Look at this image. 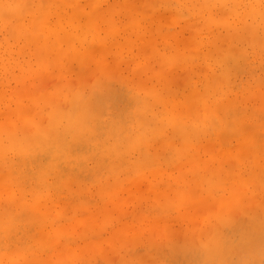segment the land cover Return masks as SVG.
<instances>
[{
    "label": "rangeland",
    "instance_id": "374dc122",
    "mask_svg": "<svg viewBox=\"0 0 264 264\" xmlns=\"http://www.w3.org/2000/svg\"><path fill=\"white\" fill-rule=\"evenodd\" d=\"M2 1H5L7 7L0 12V44L2 45H0V53L3 54L4 47L10 48L12 65L19 62L21 69L12 66L13 69L9 71H6V69L0 70V148L9 145L8 135H11L16 143H21L22 139L29 138L28 135L32 137L35 132L39 133L40 129L44 130V132H40L42 137H51V135L53 137L56 132L49 133V122L51 123L55 118L58 119L63 122V126H55V131L59 132L61 128L64 130V126H68L66 121L71 119V121L76 122L78 120V113L81 110L76 106L77 101L82 99L88 102L91 99H100L99 95L104 94L107 90L113 92L118 99L127 101V103L129 99L131 100L129 103L132 106V113L129 114L130 116L126 115L128 119L126 125L128 124L129 127H127L131 128L132 133L123 132V135H126L125 141L130 136L135 135L134 123L136 120L145 124L148 129H145L146 132H144L145 130L142 131L143 136L139 137L136 142L139 143L142 139H145L146 142L144 140H142L144 142H140L144 149L143 153L142 148H132L127 153L128 160L132 164L131 168L123 170V168L117 169L114 167V171L104 170L100 174L93 175L95 162L88 156L95 151V138L90 142L87 151H84L88 156L84 158L81 167L70 165L67 169L62 170V165L66 164L71 158L69 152L61 150L59 153H53V164L46 168L44 171L45 176L41 178L44 183L41 186L42 188L35 181H32V176H36L38 172L36 169L40 165L42 169H45L47 156L46 158L42 156L41 162L33 165L30 171L28 170L31 176L30 179L28 178L29 175H26L27 177H23L19 181L13 169L10 168L9 170V166L13 163L19 164V156L16 152L10 151H7L4 155L0 149V176H2L0 177V196L2 198H0V213L2 212L0 219H4L5 214L8 215L13 212L12 222L17 221L19 213L28 216V219L31 215L27 214L31 213L35 217L39 215L41 217L40 222L43 221L39 222L40 225H38V222L33 224L34 221L32 222L33 218L31 216L27 220L29 224L20 225L17 223L16 229L15 226H5L0 221V264H32V262L33 264L35 262V264H50L51 262V264H67L66 260L69 264H113L114 262V264H201L202 262L203 264L205 262H207L205 264H264V239H262L264 235L261 237L264 232V52L258 50L259 44L264 39L262 32L259 30L258 33H254L256 35L250 32L251 25L256 24V22L252 21L250 16L242 14L243 4L238 6V10L242 14L238 24L237 16L230 13V8L234 10L236 8L234 1L229 7H226L227 9H222L218 0H0V2ZM167 3L169 4L167 5ZM150 7L151 9H149ZM17 10H20L23 14L19 16ZM16 14L18 15L15 17ZM100 14L103 16L101 22L94 23L92 18ZM70 18L72 23L69 25L68 20ZM212 19L217 21L218 24L211 23ZM226 23L229 24L226 25ZM26 30H29V32ZM23 31H26L25 35L29 34V39L27 36L25 38L22 34ZM65 34H67L68 40L64 39ZM16 35H21L20 37L23 38H20V40L18 37L16 38ZM33 37L34 39H32ZM2 39H5V41H2ZM205 41L208 43L206 44ZM252 46L257 50H252ZM261 48L263 49V47H260V50ZM154 51L157 53H154ZM210 52L211 57L209 56ZM159 53L163 54L164 59L157 56ZM204 55H208L206 59L209 60H205ZM165 57L168 59L167 61ZM219 59H222L224 63L230 59V63L225 65L226 67L221 66L218 62ZM256 59L261 63L258 64ZM241 61L243 62L241 63ZM260 64L262 65L259 66ZM22 66H25V68ZM115 71L116 73H114ZM87 73L89 76H87ZM222 76L227 80L226 82L222 80L224 79ZM62 78H64V81ZM106 79L107 81H105ZM118 79L120 80L119 83ZM116 81L117 85H115ZM128 81L131 85L128 84ZM215 82H217V85ZM114 85L115 87H113ZM207 86L213 91L210 96L202 92L203 87ZM220 86L223 88H220ZM146 89L149 91H146ZM229 90V95H227ZM49 93L54 96L51 97ZM160 97L163 99H161V102L160 99H157ZM188 98H190V103L187 107L184 105L185 109H183V105H180L182 109L180 107L169 109L173 102L187 100ZM145 101L147 104H145ZM208 101L210 103L218 102V104L216 107L214 105V108H211ZM54 102L57 104L56 106ZM18 104L19 106H16ZM225 104L229 107L225 108ZM36 115L38 118L35 117ZM149 116H152L153 119H147ZM46 118L48 119L46 120ZM161 119L163 122H161ZM131 120L134 122L133 124ZM156 120L158 125L154 127L153 124ZM8 121L12 123H8ZM21 122L24 124L21 125L22 128L20 126ZM7 124H9L8 127ZM176 125L180 131L188 133L189 138L184 137L190 141H195V132L198 129L197 135L199 136L195 137L197 151H187V146L183 143L185 145L183 149L186 148V151L183 150L186 156L181 154L182 152L180 155L171 152L168 143L170 133ZM34 127H36L35 130ZM95 127L94 121L88 123L86 129L90 132V135L93 134ZM27 129L32 131L27 132ZM190 129L194 132H191ZM33 131L35 132L33 133ZM149 132L153 134L151 135ZM163 132L164 135H160ZM150 135L149 139L148 136ZM158 136L160 137L158 138ZM151 139L154 141L152 142L153 145ZM246 141L252 142L254 155L252 149H249L251 154L250 151H244L245 145L242 149H238V146ZM147 143L152 146L148 144L147 147ZM143 144L145 145L143 146ZM165 146L167 147L166 150L164 149ZM227 150L233 153L231 157L226 159L220 154ZM237 150L243 151L241 156H248L251 160L260 162L263 166L262 169L260 168L262 171L259 167L251 165L249 166L250 169L247 168L248 166H239L243 157L238 156L240 157L238 158L237 154L234 155ZM209 152H212L213 155H208ZM189 153L200 157L196 158L194 156V160V157H188ZM143 156L149 166V170L146 169L145 172L137 165L140 158L143 159ZM219 156L221 157L219 158ZM168 157H170L169 160ZM2 160H5V162ZM217 160L219 161L217 162ZM165 161H167L166 165L164 164ZM199 162L202 163L199 164ZM203 165L212 167V172L210 174L206 172ZM194 166L198 168L196 169ZM219 166H221V169ZM137 170L138 172L135 173ZM114 173L118 177L114 176ZM255 173L258 176H254ZM57 177H60V180L57 179V187L50 186L49 184H52ZM178 177H181L182 180ZM199 178L200 181H198ZM26 180L34 183L32 187L34 190L31 189V193L24 192V190L30 189L28 185H25ZM112 181H116L114 183L116 185L115 189L123 188L116 190V193ZM177 182L179 183L177 184ZM245 182L250 183L246 184ZM16 183L19 190L16 189L17 186L15 187ZM64 183H67L65 188ZM11 189H15V191L12 192ZM234 189H236V192ZM1 193L3 194L1 195ZM23 193L25 194L23 203L18 206L16 200L21 198ZM154 193L155 195H153ZM160 193L161 197H159ZM99 194L103 198L101 196L100 198L97 197ZM104 194L109 195L108 199H106V196L104 197ZM232 194L245 198L240 199L244 203L243 206H246L244 208L248 207V211H235L233 219L230 220L234 222L232 223L234 225H228V222H225L227 226L225 225L223 228L225 223L222 225L219 222L222 215L220 213L222 206L218 201L222 197L228 200L230 199L228 197ZM246 197L251 198L247 200ZM32 198L37 200H31ZM87 198H89L87 200L89 203L86 201L88 205L83 204ZM8 199L10 200L8 201ZM245 200L246 202H244ZM3 201L5 202L3 203ZM238 201L229 205L235 206ZM53 203L57 205L56 209L53 207ZM228 203L229 201L227 205ZM43 204L46 206L45 208H43ZM253 204L255 205L252 206ZM40 206L42 207L40 208ZM176 206H178V209ZM225 217L227 216L225 215ZM253 217L254 220H252ZM80 218L82 220L85 218V221ZM79 220L82 225H77L80 224ZM31 222L37 228V232H35L33 226H30ZM257 222L260 226L263 224L261 226L262 230L259 235L251 238L252 241L248 239L240 242L242 237V231H240L238 234L229 236V242L234 241L232 246L229 247L228 243V246L221 251L223 253H218V256L215 255L216 251L212 253L205 252L206 254L202 251L201 247L211 241L215 244L213 245L211 242L208 244L209 246L212 244V246L217 247L220 243H224L225 239L223 237H215L214 233L218 229L217 232H220L221 235L224 229V232L227 233L231 228L239 231L253 225V223L255 225ZM240 225L241 228H238ZM162 228L165 230L163 231ZM87 231H90V233ZM130 231H134L132 233L135 239V241L133 240L134 244H131L129 236L132 237L133 235ZM135 232H142V235L136 236ZM53 233H55L54 236ZM86 233L91 235L89 236ZM95 234L98 236H95ZM127 236L129 237V243L124 241L123 244L122 241ZM258 236L259 238L255 239ZM52 237L55 238L53 240L54 243L56 242L55 245L51 240ZM209 237L210 239H208ZM22 238H25V241H22ZM232 238L233 240H231ZM253 239H255L254 243ZM115 242L116 245H114ZM111 243H114V246ZM125 245L128 247L126 248ZM82 247L84 248L82 249ZM20 248L22 249L20 250ZM124 248L125 250H123ZM74 250H77L78 258L75 254L72 256ZM188 250L196 252L193 253V257L188 256L187 259L185 258L182 261L180 259L181 254ZM88 254L91 255L90 261H88L89 259L86 260ZM210 255L213 256L212 259H210ZM37 257L41 258L38 259L41 260L40 263L36 260ZM63 258L67 259L64 260Z\"/></svg>",
    "mask_w": 264,
    "mask_h": 264
},
{
    "label": "bare ground",
    "instance_id": "6f19581e",
    "mask_svg": "<svg viewBox=\"0 0 264 264\" xmlns=\"http://www.w3.org/2000/svg\"><path fill=\"white\" fill-rule=\"evenodd\" d=\"M169 1V0H168ZM167 1V2H168ZM232 1H234V3H235V5H236V8H235V10L233 9V8H230V13L231 14H235L236 16H237V22H238V20H240V17L242 16V14H244L245 16H250V19H252V21H254V22H256V24H252L251 25V29H250V32L251 33H255V32H257L258 30L260 31V32H262V35H263V39H264V0H218V2L220 3V5L222 6V9H224V8H226V7H229V5L230 4H232ZM5 1H2V2H0V12L2 11V10H4L6 7H7V5H6V3H4ZM10 4V3H9ZM169 3H167V5H168ZM240 4H243V7H244V9H243V11H242V14H241V12L238 10V6L240 5ZM153 7V6H152ZM154 8V7H153ZM152 8V9H153ZM149 9H151V7L149 8ZM227 9V8H226ZM96 10H97V8H96ZM18 11V10H17ZM5 12V11H4ZM147 12H148V10H147ZM17 13V12H16ZM95 13H96V11H95ZM18 14H19V16L20 15H22L23 14V12H21L20 10L18 11ZM18 14H16L15 15V17L18 15ZM244 16V17H245ZM210 17H211V15H210ZM102 18H103V16H101V14L100 15H96V16H94L92 19L94 20V23H100L101 22V20H102ZM165 18V17H164ZM33 19V18H32ZM212 22L211 23H214V25H217L218 24V22L217 21H215L214 19H212L211 20ZM37 23V22H36ZM72 23V19L70 18V20H68V24L70 25ZM229 23H226V25H228ZM238 24H239V22H238ZM29 27V26H28ZM28 27H27V29H28ZM35 27H36V24H35ZM57 27V26H56ZM59 27V26H58ZM12 28H14V27H12ZM38 28V27H37ZM16 29V28H15ZM30 29V28H29ZM67 29V28H66ZM65 30V29H64ZM237 30H238V28H237ZM239 30H242V29H239ZM27 31V30H26ZM26 31H23V35L25 36V38H26V36H27V38L29 39V37H28V35H25V33H26ZM37 31V30H36ZM27 32H29V30L27 31ZM138 33V32H137ZM141 33V32H140ZM258 33V32H257ZM50 34V33H49ZM52 34H54V33H52ZM51 34V35H52ZM112 34H114V33H112ZM22 35V36H23ZM32 35V34H31ZM67 34H65V37H64V39H67L68 40V36H66ZM138 35H140V34H138ZM254 35H256V34H254ZM21 35H16V38L18 37L19 39L21 38H23V37H20ZM9 37H10V35H9ZM32 37V36H31ZM39 38H40V36H39ZM138 38V37H137ZM20 39V40H21ZM32 39H34V37L32 38ZM32 39H30V40H32ZM206 39V38H205ZM7 40V39H6ZM16 40V39H15ZM14 40V41H15ZM35 40H38V39H35ZM207 40H209V39H207ZM2 41H5V39L3 40L2 39ZM1 41V42H2ZM17 41V40H16ZM18 42L20 43V41L18 40ZM17 42V43H18ZM34 42V41H33ZM36 42V41H35ZM34 42V43H35ZM151 42H153V41H151ZM206 42V41H205ZM32 43V42H31ZM58 43V42H57ZM127 43H129V42H127ZM208 42H206V44H207ZM262 43V44H261ZM260 44H259V51L261 52H264L263 50H264V40L261 42ZM13 44V43H12ZM131 44V43H130ZM1 45V44H0ZM4 45V44H3ZM129 45V44H128ZM2 46V45H1ZM11 46V45H10ZM14 46V45H13ZM63 46V45H62ZM127 46V45H126ZM133 46V45H132ZM131 46V47H132ZM253 48H252V50H257L254 46H252ZM256 47H257V45H256ZM260 47H263V49L261 48V50H260ZM130 48V47H129ZM2 49V48H1ZM13 49V48H12ZM75 49V48H74ZM151 49H152V47H151ZM155 49V48H154ZM130 50V49H129ZM153 50V49H152ZM150 52H152V51H150ZM253 52V51H252ZM113 53V52H112ZM111 53V54H112ZM154 53H157V52H155L154 51ZM11 49L10 48H5L4 47V52H3V54H2V52L0 53V70L1 69H6V71L8 70H11V69H13V67L12 66H15V67H18L19 69H21V65H19L18 63H15L14 65H12V63H11ZM105 54V53H104ZM111 54H110V56H111ZM243 54V53H242ZM259 54H261V53H259ZM258 54V55H259ZM114 55V54H113ZM154 55V54H153ZM253 55H254V53H253ZM263 55V54H262ZM86 56V55H85ZM157 56L158 57H162L163 59H164V57H163V54H161V53H159V54H157ZM205 56V60H209V59H206V57L208 56V55H204ZM209 56L211 57L212 56V54H211V52L209 53ZM259 57V56H258ZM263 57V56H262ZM113 58V57H112ZM116 58V57H115ZM166 58V57H165ZM260 59V61L262 62V60H261V58H259ZM168 59L166 58V61H167ZM226 60V59H225ZM233 60V59H232ZM257 60V59H256ZM104 61V60H103ZM237 61V60H236ZM254 61H255V58H254ZM218 62H220V64L219 65H221V66H225V65H228L229 63H230V59H228L225 63L222 61V59H219V61ZM243 61H241V63H242ZM257 62H258V64L259 63H261V62H259V60H257ZM217 63V62H216ZM233 63H234V61H233ZM245 63V62H244ZM262 64H260L259 66H261ZM252 66V65H251ZM23 68H25V66H22ZM117 67H119V66H117ZM211 67V66H210ZM209 67V68H210ZM226 67V66H225ZM78 68V67H77ZM77 68H76V70H77ZM221 68H223V67H221ZM239 68H241V67H239ZM85 69V68H84ZM262 69V68H261ZM264 69V68H263ZM226 70V69H225ZM242 70V69H241ZM2 71V70H1ZM86 71V70H85ZM139 71V70H138ZM211 71V70H210ZM77 72V71H76ZM83 72V71H82ZM88 72V71H87ZM240 72V71H239ZM85 73V72H84ZM114 73H116V71L114 72ZM251 73V72H250ZM262 73V72H261ZM88 74V73H87ZM113 75V74H112ZM158 75V74H157ZM229 75V74H228ZM62 76V75H61ZM71 76H72V74H71ZM70 76V77H71ZM87 76H89V74L87 75ZM113 76H115V75H113ZM166 76V75H165ZM224 76V75H223ZM222 76V77H223ZM57 77V76H56ZM64 77V76H63ZM69 77V78H70ZM94 77H96V76H94ZM98 77H99V75H98ZM117 77V76H116ZM219 77V76H218ZM228 77V76H227ZM78 78H79V76H78ZM91 78V77H90ZM224 78V77H223ZM64 78H62V80H63ZM75 79V78H74ZM94 79V78H93ZM77 80V79H76ZM75 80V81H76ZM116 80H117V78H116ZM217 80V79H216ZM219 80H220V78H219ZM222 80H225V78L224 79H222ZM221 80V81H222ZM231 80V79H230ZM64 81V80H63ZM75 81H74V83H75ZM105 81H107V79L105 80ZM119 79H118V83H119ZM142 81V80H141ZM141 81L139 82V84L141 83ZM227 80H225V82H226ZM85 82V81H84ZM218 82V81H217ZM217 82H215L216 83V85H217ZM71 83V82H70ZM74 83H73V85H74ZM106 83V82H105ZM112 84H113V82H111ZM117 83V81H116V84L115 85H117L118 84ZM123 83H125V82H123ZM122 83V84H123ZM143 83V82H142ZM222 83V82H221ZM220 83V84H221ZM110 84V83H109ZM128 84H130V82L128 81ZM219 84V85H220ZM72 85V84H71ZM80 85V84H79ZM90 85V84H89ZM115 85L113 86V87H115ZM124 85V84H123ZM122 85V86H123ZM131 85V84H130ZM215 85V84H214ZM219 85H218V87H219ZM221 85H223V84H221ZM225 85V84H224ZM75 86H76V84H75ZM139 86V85H138ZM69 87V86H68ZM216 87V86H215ZM222 86H220V88H221ZM62 88V87H61ZM76 88V87H75ZM223 88V87H222ZM113 89V88H112ZM213 89H215L214 87H213ZM56 90V89H55ZM86 90V89H85ZM99 90H100V88H99ZM127 90V89H126ZM144 90H145V88H144ZM148 89H146V91H147ZM154 90H155V88H154ZM221 90V89H220ZM106 91V90H105ZM104 91V92H105ZM149 91V90H148ZM158 91V90H157ZM218 91V90H217ZM51 92V91H50ZM54 92H58V91H54ZM124 92V91H123ZM155 92H156V90H155ZM202 92L204 93V94H207L208 96H210L211 95V93H213V91L210 89V87L209 86H207V87H203V89H202ZM226 92H227V90H226ZM229 92H230V90L228 91V94L227 95H229ZM144 93H145V91H144ZM221 93V92H220ZM17 94V93H16ZM48 94V93H47ZM50 94V93H49ZM55 95H56V93H54ZM225 94V93H224ZM23 95V94H22ZM22 95H21V97H22ZM53 95V94H52ZM52 95L50 94V96L52 97ZM126 95H127V93H126ZM221 95V94H220ZM54 96V95H53ZM93 96V95H92ZM154 96V95H153ZM218 96V95H217ZM26 97V96H25ZM24 97V98H25ZM99 97H100V99H97V100H93V99H91L90 101H88V102H85L84 100H82V99H80L79 101H77V103H76V106L78 107V109L79 110H81L80 111V113H78L79 114V117H78V120L75 122V121H71V119H70V121H66V123L68 124V126L67 125H65L64 126V130L61 128V131H55V126H63V122H61V121H59L58 119H53L52 120V122L50 123L49 122V130H50V134H53L54 132H56V133H54L53 135V137H52V135H51V137H47V136H44V137H42V135L40 134V132H44V130H39L40 132L38 133V132H35V131H33V133L35 132V134H33V136L32 137H30V135H28L29 136V138H26V139H22L21 140V143L20 142H15L13 139H12V137H11V135H8L7 136V140L8 139H10L9 141H10V143H9V145L7 146H1V151H3V154L5 155L6 154V152L7 151H10V152H16V154L19 156V164H12L11 166H9V170H10V168L11 169H13V171L17 174V176H18V178L19 179H17V180H19V181H21V178H23V177H27L26 175H29V171H30V169L32 168V166L33 165H36V164H38L39 162H41V157L42 156H45V158H46V156L48 157V160H47V163H46V165H45V169H42L41 168V165L39 166V168L38 169H36L38 172H37V174H36V176L35 177H33L32 176V181H35L36 183H37V185L38 186H42V185H44V183L42 182L43 180H41V178L43 177V176H45V170H46V168H48V167H50L53 163H52V160H53V156H52V154L53 153H59V151H63V152H65V151H68L69 152V155H70V159H69V161H67V163L66 164H64V165H62V170H65V169H67L70 165H75V167H81L82 166V163H83V160H84V158L85 157H87L88 156V154L87 153H84V151H87V147L89 146V144H90V142L93 140V139H95L94 140V142L96 141V146H95V151L91 154V155H89L88 156V158H90V159H92L94 162H95V167H94V172H93V175H96V173H98V174H100V173H102L104 170H106V171H111V170H113L114 169V167H116L117 169H122L123 168V170H125L126 168H131L132 167V164L130 163V160H128V157H127V153H128V151L130 150V149H132V148H135V149H138V148H142V145H140L142 142H144L145 141V139H142V140H144V141H140L139 143H136L137 142V139L139 138V137H142L143 136V134H142V131H144L145 129L147 130L148 129V127L145 125V124H142V122H137V120H136V122L134 123V122H132V120H131V122H132V124L134 123V126H135V129H134V131H135V135L134 136H130L126 141H125V139L124 138H126V135H123V132H131V128H128L129 126H128V124L126 125V123H128L127 122V117H126V115H128V116H130L129 114L130 113H132V111H131V105H130V103H129V101L131 102V100L129 99V101H128V103H127V101L125 102V100H122V99H118L114 94H113V92H110V91H106L104 94H102V95H99ZM126 97V96H125ZM162 98H164L163 96H161ZM157 98V99H160V102H161V99L162 98ZM95 98V97H94ZM122 98V97H121ZM207 98V97H206ZM22 99V98H21ZM52 99V98H51ZM69 99V98H68ZM126 99V98H125ZM153 99V98H152ZM189 99V100H188ZM187 100H179V101H176V102H173L172 103V105H170L169 106V109H173L174 107H180V105H183L182 107H183V109H185L186 107H187V105L190 103L189 101H190V98H188ZM198 99V98H197ZM214 99V98H213ZM127 100V99H126ZM163 100V99H162ZM210 100V99H209ZM21 101V100H20ZM24 101V100H23ZM51 101V100H50ZM55 101H57V100H55ZM75 101V100H74ZM147 101V100H146ZM146 101H145V104H147L146 103ZM154 101H155V99H154ZM166 101V100H165ZM170 101V100H169ZM60 102V101H59ZM148 102V101H147ZM156 102H157V100H156ZM193 102V101H192ZM58 103V102H57ZM159 103V102H158ZM203 103V102H202ZM208 103L210 104V107L211 108H214V105H215V107H216V105L218 104V102H211L210 103V101H208ZM54 104H55V102H54ZM150 104V103H149ZM203 104H206V103H203ZM227 104V103H226ZM225 104V108L226 107H229V106H227ZM234 104V103H233ZM34 105V104H33ZM57 104H55V106H56ZM69 106H70V104H68ZM136 105H137V103H136ZM156 105V104H155ZM184 105L186 106V107H184ZM16 106H19V104L18 105H16ZM190 106V105H189ZM192 106V105H191ZM36 107V106H35ZM64 107V106H63ZM151 107H154V106H151ZM16 108V107H15ZM14 108V109H15ZM37 108V107H36ZM154 108H156V107H154ZM181 108V107H180ZM179 108V109H180ZM206 108V107H205ZM18 109V108H17ZM20 109V108H19ZM39 110H40V108H38ZM68 109V108H67ZM182 109V108H181ZM194 109V108H193ZM233 109V108H232ZM32 110V109H31ZM34 110V109H33ZM50 110V109H49ZM148 110H151V109H148ZM153 110V109H152ZM151 110V111H152ZM228 110V109H227ZM169 111H172V110H169ZM0 112H1V110H0ZM17 112V111H16ZM20 112V111H19ZM37 112V111H36ZM39 112V111H38ZM37 112V113H38ZM184 112H186L185 110H184ZM18 113V112H17ZM149 113H150V111H149ZM191 113V112H190ZM1 114V113H0ZM40 114V113H39ZM121 114H123V116H121ZM153 114V113H152ZM155 114V113H154ZM175 114V113H174ZM173 114V115H174ZM185 114V113H184ZM4 115V114H3ZM13 115V114H12ZM12 115H11V117H12ZM23 115V114H22ZM31 115V114H30ZM30 115H29V117H30ZM166 115V114H165ZM9 116V115H8ZM47 116V115H46ZM178 116V115H177ZM176 116V117H177ZM213 116V115H212ZM28 117V116H27ZM33 117V116H32ZM35 117H37L38 118V116L36 115ZM48 117V116H47ZM4 118V117H3ZM17 118V117H16ZM20 118V117H19ZM18 118V119H19ZM44 118V117H43ZM50 118V117H49ZM147 118V117H146ZM152 118V116L150 117L149 116V118H147V119H151ZM161 118V117H160ZM179 118V117H178ZM1 119V118H0ZM11 120H12V118H10ZM33 119V118H32ZM36 119V118H35ZM48 118H46V120H47ZM139 119V118H138ZM153 119V118H152ZM246 119V118H245ZM250 119V118H249ZM125 120H126V122H125ZM162 120V119H161ZM173 120H175V119H173ZM18 121V120H17ZM17 121H16V123H17ZM33 121H34V119H33ZM37 121H39V120H37ZM43 122H44V120H42ZM50 121V120H49ZM59 121V122H58ZM95 122V124H96V127H95V129H94V132H93V134H89L90 132L86 129L87 128V125H88V123H90V122ZM247 121V120H246ZM9 122H11V121H8V123ZM161 122H163V120L161 121ZM12 123V122H11ZM22 123V122H21ZM20 123V126L21 125H24L23 123L21 124ZM38 123V122H37ZM42 123V122H41ZM150 123H152V122H150ZM149 123V124H150ZM168 123V122H167ZM252 123V122H251ZM42 124H44V123H42ZM131 124V125H132ZM161 124V123H160ZM163 124V123H162ZM165 124V123H164ZM8 125L9 124H7V127H8ZM15 125V124H14ZM14 125H13V127H14ZM18 125V124H17ZM154 127H156L157 125H158V122H157V120L154 122ZM168 125H169V123H168ZM255 125V124H254ZM253 125V126H254ZM10 126H11V124H10ZM9 126V127H10ZM67 126V127H66ZM128 126V127H127ZM256 126V125H255ZM13 127H11V128H13ZM24 127V126H23ZM147 127V128H146ZM161 126L159 125V128H160ZM165 127V126H164ZM167 127V126H166ZM21 128H22V126H21ZM21 128H20V130H21ZM28 128V127H27ZM35 128L36 127H34V130H35ZM43 128V127H42ZM255 128H257V127H255ZM0 129H1V125H0ZM9 129V128H8ZM14 129V128H13ZM31 129V128H30ZM47 129V128H46ZM162 129V128H161ZM191 129H193V128H191ZM190 129V130H191ZM32 130H33V128H32ZM32 130H28L27 129V132L28 131H32ZM89 130H90V128H89ZM109 130H111V132H109ZM146 130L144 131V132H146ZM160 130V129H159ZM150 131V130H149ZM193 130H191V132H192ZM198 129L196 130V132H195V137L196 136H199V135H197L198 134ZM1 132V131H0ZM10 132V131H9ZM53 132V133H52ZM148 132V131H147ZM194 132V131H193ZM11 133V132H10ZM13 133V132H12ZM132 133V132H131ZM134 133V132H133ZM30 134L32 135V133L30 132ZM149 134H153L152 132H149ZM159 134V133H158ZM151 135L150 136H148V138L149 137H151ZM160 135H164V132H163V134H160ZM187 137V138H189L188 137V133H186V132H182V131H180L179 129H178V127H177V125L175 126V128H174V130L170 133V140H169V143H168V145L171 147V152L172 153H175V155L176 154H179L180 155V153L181 154H184L185 155V152L183 151V150H185L186 148V150L188 151V150H196L197 151V148H196V144H195V142L197 141L196 139H195V137H194V140L195 141H190V140H186V138L185 137ZM193 136H194V134H193ZM192 136V137H193ZM155 137V136H154ZM160 136H158V138H159ZM1 138V137H0ZM146 139H147V137H146ZM150 139V138H149ZM149 139H148V141H149ZM184 140H186V141H184ZM179 141V143L177 144V142ZM189 141V142H188ZM112 142V143H111ZM146 142V141H145ZM152 142H154V141H152V139H151V144H152ZM188 142V143H187ZM244 142V141H243ZM2 143V142H1ZM183 143H185L186 144V148H184L183 149V147H185V145L183 144ZM149 143H147V147L149 146V145H151V144H149ZM191 144H194V145H191ZM145 144H143V146H144ZM153 145V144H152ZM151 145V146H152ZM244 145H245V147H244ZM162 146V145H161ZM147 147H146V149H147ZM244 147V151H247V152H249L250 150L249 149H252V153L254 152V146H253V144H252V142H250V141H246L245 143H243L241 146H238V149L240 150V149H242ZM145 148V147H144ZM161 148V147H160ZM159 148V149H160ZM164 148V147H163ZM165 150L167 149V147L165 146V148H164ZM143 148H142V153H143ZM163 150V149H162ZM185 150V151H186ZM239 150H237V151H235L234 152V155H236L237 154V157L238 156H240V157H243V156H241L242 155V150L241 151H239ZM147 151V150H146ZM157 151V150H156ZM233 151V150H232ZM163 152H165V151H163ZM184 152V153H183ZM198 152H199V150H198ZM149 153V152H148ZM161 153H162V151H161ZM160 153V154H161ZM166 153V152H165ZM233 152H231V151H229V150H227L226 152H223L222 154H220V155H222V157H225L226 159L227 158H229V157H231ZM62 154V153H61ZM146 154H147V152H146ZM163 154V153H162ZM250 154H251V151H250ZM255 153H253V155H254ZM147 155H149V154H147ZM170 155V154H169ZM208 155H213V153L212 152H209L208 153ZM57 156H58V154H57ZM66 156V155H65ZM186 156V155H185ZM194 156H196L195 154H194ZM193 155H191L190 153H189V155H188V157H191V158H193L194 157ZM147 157V156H146ZM149 157H150V155H149ZM165 157V156H164ZM163 157V158H164ZM183 157V156H182ZM199 158L200 156H196V158ZM221 156H219V158H220ZM240 157H238V158H240ZM250 157H252L251 155H250ZM254 158H256L255 156H253ZM134 158V157H133ZM143 159H141L140 158V162H138L137 163V165H138V167L139 168H141V169H143L144 170V172L145 171H147V170H149L148 169V165H147V161H146V159L144 158V156L142 157ZM152 158V157H151ZM169 158L170 157H168V160H169ZM176 158V157H175ZM179 158V157H178ZM181 158V157H180ZM210 158V157H209ZM213 159H216L215 157H212ZM8 159V158H7ZM172 159V158H171ZM181 159H183V158H181ZM237 159V158H236ZM253 159V158H252ZM194 160H195V157H194ZM212 160V159H211ZM2 161H4L5 162V160H2ZM54 161V160H53ZM150 161V160H149ZM158 161V160H157ZM174 161V160H173ZM172 161V162H173ZM215 161V160H214ZM219 160H217V162H218ZM154 162V161H153ZM166 162L167 161H165V165H166ZM3 163V162H2ZM186 163V162H185ZM200 163H202V162H199V164ZM207 163V162H206ZM205 163V164H206ZM134 164V163H133ZM169 164H170V162H169ZM191 164V163H190ZM238 164V163H237ZM3 165V164H2ZM136 165V166H137ZM150 165H151V163H150ZM181 165V164H180ZM179 165V166H180ZM192 165V164H191ZM196 165V164H195ZM210 165H212V163H210ZM253 166V167H259V169L261 168H263V166L261 165V163L260 162H255V161H253V160H251V158H249L248 156H246V157H243V159H241L240 160V165L239 166H248L247 168H249V166ZM5 166V165H4ZM182 166V165H181ZM188 166H190V165H188ZM260 166H262V167H260ZM7 167V166H6ZM5 167V168H6ZM134 167H135V165H134ZM191 167V166H190ZM195 167V166H194ZM209 166H207V167H205L204 165H203V169H205L206 170V172H208L209 174L212 172V167H209V168H211V169H209L208 168ZM218 167V166H217ZM220 167V169H221V166H219ZM53 168V167H52ZM196 169L198 168L197 166L195 167ZM244 168V167H243ZM147 169V170H146ZM195 169V170H196ZM213 169H214V167H213ZM222 169H223V167H222ZM250 169V168H249ZM248 169V170H249ZM260 169V170H261ZM29 170V171H28ZM33 170H34V168H33ZM35 170V171H36ZM48 170V169H47ZM177 170V169H176ZM191 170H193V168H191ZM200 170H201V168H200ZM254 170V169H253ZM252 170V171H253ZM258 170V169H257ZM260 170H259V172H260ZM52 171V170H51ZM114 171V170H113ZM122 171V170H121ZM133 171H134V169H133ZM262 171V170H261ZM50 172V171H49ZM117 172V171H116ZM138 172V170L135 172V173H137ZM143 172V171H142ZM161 172V171H160ZM179 172V171H178ZM199 172V171H198ZM218 172V171H217ZM255 172H256V170H255ZM258 172V174H260ZM36 173V172H35ZM48 173V172H47ZM53 173V172H52ZM124 173V172H123ZM167 173H169V172H167ZM179 173H181V172H179ZM246 173V172H245ZM257 173V172H256ZM254 174V176L256 175V176H258L257 174ZM113 174V173H112ZM116 173H114V176H116V177H118L117 175H115ZM133 174V173H132ZM156 174V173H155ZM160 174V173H159ZM173 174V173H172ZM264 174V173H263ZM35 175V174H34ZM164 175V174H163ZM163 175H162V177H163ZM182 175V174H181ZM205 175H207V174H205ZM15 176V175H14ZM46 176H47V174H46ZM156 176H158L157 174H156ZM155 176V177H156ZM0 177H2V176H0ZM69 177V176H68ZM150 177H151V175H150ZM170 177V176H169ZM210 177V176H209ZM232 177V176H231ZM234 177V176H233ZM4 178H6V177H4ZM17 178V177H16ZM29 179L31 178V176L29 175V177H28ZM28 178H27V180H28ZM60 178V177H59ZM58 177L55 179V181H53V183L51 184H49L50 186H55V188L57 187L56 185H58V180H60ZM70 178H71V176H70ZM130 178V177H129ZM171 178V177H170ZM179 178V177H178ZM177 178V179H178ZM193 178H195V177H193ZM211 178H212V176H211ZM12 179V178H11ZM58 179V180H57ZM115 179H117V178H115ZM127 179V178H126ZM142 179V178H141ZM153 179H154V177H153ZM179 179H181L182 180V178L180 177ZM232 179V178H231ZM3 180H5V179H3ZM26 180V181H27ZM128 180V179H127ZM140 180V179H139ZM195 180H197V179H195ZM201 179L199 178V180L198 181H200ZM207 180H209V179H207ZM16 181V180H15ZM79 181V180H78ZM202 181H203V179H202ZM253 181V180H252ZM251 181V182H252ZM4 182V181H3ZM7 182H9L8 180H7ZM113 182V181H112ZM116 181H114L113 182V185H114V183H115ZM126 182V181H125ZM136 182V181H135ZM195 182V181H194ZM2 183V182H1ZM5 183V182H4ZM86 183V182H85ZM88 183V182H87ZM179 182H177V184H178ZM184 183V182H183ZM246 183V182H245ZM248 183V182H247ZM246 183V184H247ZM250 183V182H249ZM248 183V184H249ZM255 183V182H254ZM7 185H10V184H8V183H6ZM61 184V183H60ZM65 185H64V188H65V186H67V183H64ZM79 184H81V183H79ZM119 184H121V183H119ZM175 184V183H174ZM206 184V183H205ZM261 184V183H260ZM6 185V186H7ZM25 185H28V187L30 188L29 190H24V192H26V193H31L30 192V190L32 189V190H34V188H32L33 187V185H34V183H32L31 181H27L26 182V184ZM25 185H23V186H25ZM82 185V184H81ZM1 186V185H0ZM17 186V188L16 189H18L19 190V188H18V184L16 183V185H15V187ZM22 186V185H21ZM79 186V185H78ZM78 186H76V187H78ZM85 186H86V184H85ZM90 186V185H89ZM115 186L116 185H114V189H115ZM120 186V185H119ZM122 186H123V184H122ZM159 186V185H158ZM210 186V185H209ZM9 187V186H8ZM7 187V188H8ZM14 187V186H13ZM34 187H36V186H34ZM87 187V186H86ZM92 187V186H91ZM121 187V186H120ZM6 188V189H7ZM12 188V187H11ZM42 188V187H41ZM81 188V187H80ZM123 187H121V189H122ZM156 188V187H155ZM249 188V187H248ZM6 189H4V190H6ZM82 189V188H81ZM88 189V188H87ZM86 189V190H87ZM89 189H90V187H89ZM89 189H88V191H89ZM120 189V188H119ZM119 189H115V192L117 193V191L119 190ZM120 189V190H121ZM238 189V188H237ZM245 189V188H244ZM14 191H15V189H13ZM13 190L11 189V191L13 192ZM20 190H21V187H20ZM47 190V189H46ZM83 190V189H82ZM91 190V189H90ZM102 190V189H101ZM117 190V191H116ZM162 190V189H161ZM160 190V191H161ZM248 190V189H247ZM263 190V189H262ZM48 191V190H47ZM47 191H46V193H47ZM49 191H50V188H49ZM66 191V190H65ZM155 191H158V190H155ZM173 191V190H172ZM234 191L236 192V189H234ZM233 191V192H234ZM261 191V190H260ZM10 192V191H9ZM17 192V191H16ZM41 193H42V191H40ZM45 192V191H44ZM59 192V191H58ZM62 192V191H61ZM64 192V191H63ZM83 192V191H82ZM91 192V191H90ZM113 192V191H112ZM208 192V191H207ZM211 192V191H210ZM210 192H209V194H210ZM239 192V191H238ZM241 192V191H240ZM258 192V191H257ZM256 192V193H257ZM49 193V192H48ZM60 193V192H59ZM59 193H57V194H59ZM87 193H89V192H87ZM100 193V192H99ZM103 193H104V191H103ZM161 193H162V191H161ZM161 193H160V196L159 197H161ZM179 193V192H178ZM247 193V192H246ZM3 193H1V195H2ZM4 194H6V193H4ZM9 193L7 192V195H8ZM10 194H11V192H10ZM44 194V193H43ZM86 194V193H85ZM102 194V193H101ZM110 194V193H109ZM112 194V193H111ZM181 194V193H180ZM206 194V193H205ZM16 195V194H15ZM40 195V194H39ZM83 195V194H82ZM89 195V194H88ZM153 195H155V193L153 194ZM165 195H166V193H165ZM179 195V194H178ZM235 195V194H234ZM233 194L231 195V196H233V197H228V198H230V199H225V197H222L221 199H219L220 201H218L219 203H220V205L222 206V210H221V212L220 213H222V215H221V217H220V221L219 222H221V224L223 225L225 222H228L227 224L228 225H234V224H232V223H234L233 221H230V220H232L233 218V213L235 212V211H238V210H241V211H248V207L245 209L244 207H246V206H243V201L241 200L242 198H244V197H242V196H234ZM6 196V195H5ZM4 196V197H5ZM9 196V195H8ZM35 196H37V194H35ZM100 194H99V196L97 195V197H99L100 198ZM106 196V194H104V197ZM108 196L109 195H107L106 197V199H108ZM180 196V195H179ZM3 197V196H2ZM23 197H25V194L23 193L22 194V197L21 198H19V199H17L16 200V202H17V204H18V206H20L22 203H23ZM33 198H34V196H32ZM41 197V196H40ZM86 197V196H85ZM102 197V196H101ZM157 197V196H156ZM0 198H1V196H0ZM6 198H8V197H6ZM10 198V197H9ZM31 199V200H34V199ZM36 198V197H35ZM58 198V197H57ZM103 198V197H102ZM163 198V197H162ZM177 198H179L178 196H177ZM231 198H232V201L230 202V200H231ZM234 198V199H233ZM241 198V199H240ZM251 198V197H250ZM250 198H248V197H246V199L247 200H249ZM259 198V197H258ZM2 199V198H1ZM38 199H40V198H38ZM89 198H87V199H85V203H83V204H86V205H88V200ZM157 199V198H156ZM209 199V198H208ZM237 199V200H236ZM245 199V198H244ZM254 199V198H253ZM4 200V199H3ZM6 200V199H5ZM10 199H8V201H9ZM37 200V199H36ZM36 200H34V201H36ZM60 200V199H59ZM158 200V199H157ZM156 200V201H157ZM202 200V199H201ZM239 200V201H238ZM39 201V200H38ZM48 201V200H47ZM83 201V200H82ZM88 203H87V202ZM106 201V200H105ZM181 201V200H180ZM211 201V200H210ZM209 201V202H210ZM229 201V203H228V205H227V202ZM238 201V204L237 205H235V206H231V205H229L230 203H234V202H237ZM256 201H257V199H256ZM256 201H254L255 203H256ZM5 201H3V203H4ZM33 202V201H32ZM49 202V201H48ZM217 202V201H216ZM215 202V203H216ZM217 202V203H218ZM244 202H246V200L244 201ZM264 202V201H263ZM35 203V202H34ZM54 203H55V201H54ZM53 203V207H55V209H56V206L57 205H55ZM105 203V202H104ZM113 203V202H112ZM111 203V204H112ZM181 203V202H180ZM207 203V202H206ZM7 204V203H6ZM6 204H4L6 207H7V205ZM11 204V203H10ZM82 204V203H81ZM82 204V205H83ZM171 204V203H170ZM178 204H179V201H178ZM182 204V203H181ZM40 205H42V204H40ZM44 205V204H43ZM164 205V204H163ZM166 205V204H165ZM172 205V204H171ZM255 204H253L252 206H254ZM264 205V204H263ZM263 205H262V207H263ZM85 206V205H84ZM167 206V205H166ZM258 206V205H257ZM42 206H40V208H41ZM46 206L44 205L43 206V208H45ZM115 207V206H114ZM157 207V206H156ZM177 207V209H178V206H176ZM8 208V207H7ZM23 208V207H22ZM36 208V207H35ZM52 208V207H51ZM165 208V207H164ZM249 208H250V204H249ZM251 208H253V207H251ZM255 208V207H254ZM50 209V208H49ZM216 209V208H215ZM36 210V209H35ZM39 210H41V209H39ZM43 210V209H42ZM45 210V209H44ZM4 211V210H3ZM27 211V210H26ZM29 211H31V210H29ZM37 211V210H36ZM48 211V210H47ZM162 211V210H161ZM163 211H164V209H163ZM240 211V212H241ZM7 212V211H6ZM160 212V211H159ZM216 212V211H215ZM15 213V212H14ZM33 213V212H32ZM42 213H44L43 211H42ZM225 213V214H224ZM0 214H2V212L0 213ZM77 214V213H76ZM76 214H75V216H76ZM13 212H11L10 214H5V218L4 219H0V221H2V223H3V225H5V226H12V227H14L15 226V229L17 228V226H16V224L18 223V224H20V225H26V224H29V222L27 221V220H29L30 219V217L32 216V222H33V224H35V222H38V225H40V223L41 222H43V221H41L40 222V216L38 217L36 214V217L33 215V214H27V215H31L30 217H29V219H28V216H25V215H23V214H18L17 215V221L16 222H12V218H13ZM213 215V214H212ZM225 215L227 216V217H225ZM249 215V214H248ZM255 215V214H254ZM3 216V215H2ZM34 216V217H33ZM159 216H160V214H159ZM88 217V216H87ZM107 217H108V215H107ZM255 217V216H254ZM254 217H253V219L252 220H254ZM15 218V217H14ZM35 218H36V220H35ZM39 218V219H38ZM90 218V217H89ZM154 218V217H153ZM237 218V217H236ZM37 219H38V221H37ZM81 219V218H80ZM250 219V218H249ZM259 219V218H258ZM257 219V220H258ZM43 220V219H42ZM69 220H71V219H69ZM82 220V219H81ZM156 220V219H155ZM25 221V222H24ZM82 221H85V218L82 220ZM89 221H91L90 219H89ZM162 221V220H161ZM180 221V220H179ZM32 222H31V224H30V226H33L32 225ZM40 222V223H39ZM116 222V221H115ZM114 222V223H115ZM165 222H167V221H165ZM259 222V221H258ZM258 222L254 225V223H253V225H251V226H247L246 228H244V229H242V230H239V231H237V230H234L233 228H231L229 231H228V233L227 232H224L225 231V229L223 230V233L221 232V235H220V232H217L219 229L218 228H220V226H218V230L214 233L215 234V237L216 236H221V237H223L225 240H224V243L222 244V243H220L219 244V246H217V247H215V246H212V244L214 245L215 244V242L213 243L212 241V244H211V246H209L208 244H210V243H208V242H206V243H208V244H204L202 247H201V249H202V251H204V254H206L207 252H210V253H212V252H215L216 251V253H215V255H217L218 253L220 254V252L222 251V250H224V247H227L228 246V243H229V247H231L232 246V243L234 242H232V241H230L229 242V236L231 235V234H238V233H240V231H242V237H243V239H242V237H241V241L240 242H242V241H246V240H248V239H251V238H254V237H256L257 235H259L260 234V232H261V226L263 225H259L258 224ZM77 223V222H76ZM79 223L80 224H77V225H82V222H80V220H79ZM111 223H113V222H111ZM188 223V222H187ZM236 223V222H235ZM252 223V222H251ZM262 223V222H261ZM85 224H86V222H85ZM109 224V223H108ZM160 224V223H159ZM167 224V223H166ZM165 224V225H166ZM227 224L225 223L224 225H223V228L225 227V225L227 226ZM237 224V223H236ZM44 225H45V222H44ZM76 225V224H75ZM106 225V224H105ZM150 225V224H149ZM157 225V224H156ZM167 225H169V224H167ZM30 226H28V228H30L31 229V227ZM87 226V225H86ZM109 226H110V224H109ZM158 226H160V225H158ZM34 227V229L36 230L37 228H35V225L33 226ZM37 227V226H36ZM39 227V226H38ZM73 227V226H72ZM128 227H130V226H128ZM132 227V226H131ZM153 227V226H152ZM151 227V228H152ZM161 227V226H160ZM165 227V226H164ZM170 227V226H169ZM65 228V227H64ZM69 228V227H68ZM95 228V227H94ZM115 228V227H114ZM166 228V227H165ZM238 228H241V225L238 227ZM29 229V230H30ZM72 229V228H71ZM93 229V228H92ZM97 229V228H96ZM119 229V228H118ZM126 229V228H125ZM132 229V228H131ZM140 229V228H139ZM216 229V228H215ZM29 230H28V232H29ZM34 230V231H35ZM66 230V229H65ZM68 230V229H67ZM132 230H134V229H132ZM162 230L164 231L165 229H163L162 228ZM170 231H171V229H169ZM221 230V229H220ZM91 231V230H90ZM90 231H87L88 233H90ZM122 231V230H121ZM138 231V230H137ZM145 231H146V229H145ZM169 231V232H170ZM35 232H37V230L35 231ZM94 232V231H93ZM97 232V234H98V230L96 231ZM109 232V231H108ZM118 232V231H117ZM131 232V231H130ZM162 232V231H161ZM88 233H86V234H88ZM122 233V232H121ZM132 233H134V231L133 232H131V235H133L132 237L131 236H129L130 238H131V244H134V242H133V240L135 241V239L133 238L134 237V234H132ZM136 233V232H135ZM165 233V232H164ZM164 233H162L163 235H164ZM168 233V232H167ZM166 233V234H167ZM171 233V232H170ZM224 233H225V235H224ZM264 233V232H263ZM261 234V237H263L262 235H264V234ZM0 234H1V232H0ZM35 234V233H34ZM93 234V233H92ZM97 234H95V236L97 235ZM115 234V233H114ZM126 234V233H125ZM142 235V232L141 233H136V236L137 235ZM33 235V234H32ZM55 235V233H53V236ZM89 235V234H88ZM87 235V236H88ZM91 235V234H90ZM89 235V236H90ZM99 235H100V231H99ZM168 235V234H167ZM4 236V235H3ZM2 236V237H3ZM50 236V235H49ZM48 236V237H49ZM52 236V235H51ZM82 236V235H81ZM98 236V235H97ZM120 236V235H119ZM135 236V237H136ZM144 236V235H143ZM240 236V235H239ZM43 237V236H42ZM84 237H85V234H84ZM129 237L127 236L125 239H123V244H124V241H129ZM211 237V236H210ZM210 237L208 238V239H210ZM214 237V236H213ZM236 237V236H235ZM245 237V238H244ZM18 238V237H17ZM16 238V239H17ZM86 238H88V237H86ZM90 239H92L91 237H89ZM118 238V237H117ZM117 238H115V239H117ZM259 238V236L257 237V238H255V239H258ZM55 238H51V240L53 241ZM75 239H76V237H75ZM114 239V238H113ZM138 239V238H137ZM136 239V240H137ZM207 239V240H208ZM213 239V238H212ZM255 239H253V243H254V240ZM262 239H264V238H262ZM57 240H58V237H57ZM138 240H141V239H138ZM216 240V239H215ZM221 240V239H220ZM231 240H233V238L231 239ZM261 240V239H260ZM22 241H25V238H22ZM59 241V240H58ZM77 241V240H76ZM214 241V240H213ZM251 241H252V239H251ZM118 242V241H117ZM133 242V243H132ZM239 242V243H240ZM47 243H48V238H47ZM50 243H51V241H50ZM53 243H54V241H53ZM56 243V242H55ZM55 243L53 244V245H55ZM101 243V242H100ZM110 243V242H109ZM129 243V242H128ZM259 243H260V241H259ZM52 244V243H51ZM112 244V243H111ZM114 244V243H113ZM112 244V246H114V245H116V242H115V244L113 245ZM127 244V243H126ZM139 244V243H138ZM101 245V244H100ZM99 245V246H100ZM106 245V244H105ZM110 245V244H109ZM128 245H130V244H128ZM192 245V244H191ZM199 245V244H198ZM244 245V244H243ZM242 245V246H243ZM52 246V245H51ZM94 246V245H93ZM126 246V248L128 247L127 245H125ZM49 247H50V245H49ZM110 247V246H109ZM164 247V246H163ZM241 247V246H240ZM7 248V247H6ZM84 247H82V249H83ZM113 248V247H112ZM191 248H192V246H191ZM244 248V247H243ZM22 248H20V250H21ZM24 249V248H23ZM49 249V248H48ZM81 249V250H82ZM89 249V248H88ZM95 249V248H94ZM245 249H246V247H245ZM19 250V251H20ZM66 249L64 248V251H65ZM73 250V249H72ZM79 250V249H78ZM123 250H125V248L123 249ZM228 250V249H227ZM230 250V249H229ZM228 250V251H229ZM240 250H241V248H240ZM242 250H244V249H242ZM43 251V250H42ZM62 251H63V249H62ZM75 251V250H74ZM73 251V254H72V256L75 254V256L78 258L79 256V254H77L78 252H74ZM93 251V250H92ZM96 251H98V250H96ZM100 251V250H99ZM25 252V251H24ZM60 252V251H59ZM66 252V251H65ZM89 252H90V250H89ZM94 252V251H93ZM196 252V251H195ZM195 252H190L189 250L187 251V252H184V253H182L181 254V260L182 261H184V259L186 258V257H188V256H194V254L193 253H195ZM206 252V253H205ZM226 252V251H225ZM262 252H263V250H262ZM82 253V252H81ZM100 253H101V251H100ZM221 253H223V252H221ZM4 254V253H3ZM21 254H22V252H21ZM41 254V253H40ZM91 254V253H90ZM90 254H88V257H86L85 259L86 260H88L89 258H90ZM115 254V253H114ZM148 254V253H147ZM226 254H228V253H226ZM226 254H224V255H226ZM62 255V254H61ZM98 255H99V253H98ZM106 255V254H105ZM214 255V254H213ZM215 255H214V258H215ZM223 255V254H222ZM3 256V255H2ZM21 256V255H20ZM25 257H26V255H24ZM63 256V255H62ZM65 256H66V254H65ZM64 256V257H65ZM218 256V255H217ZM216 256V257H217ZM10 257V256H9ZM22 257H23V255H22ZM24 257V258H25ZM83 257V256H82ZM127 257V256H126ZM143 257V256H142ZM141 257V258H142ZM150 257V256H149ZM211 257H213V256H211L210 255V259H212ZM3 258V257H2ZM8 258V257H7ZM13 258V257H12ZM73 258V257H72ZM75 258V257H74ZM123 258V257H122ZM205 258V257H204ZM203 258V259H204ZM209 258V257H208ZM213 258V259H214ZM32 259H34L33 257H32ZM31 259V260H32ZM36 259V258H35ZM38 259H41V258H39V257H37V259L36 260H38ZM64 259V258H63ZM67 259V258H66ZM66 259H64V260H66ZM187 259V258H186ZM205 259H207V258H205ZM216 259V258H215ZM256 259H258L257 257H256ZM0 260H1V258H0ZM11 260V259H10ZM22 260H24L23 258H22ZM30 260V261H31ZM61 260V259H60ZM77 260V259H76ZM79 260V259H78ZM142 260V259H141ZM178 260V259H177ZM32 261H34V260H32ZM31 261V262H32ZM39 261V260H38ZM41 261V260H40ZM40 261H39V263H40ZM67 261V264H69L68 263V260H66ZM88 261H90V259L88 260ZM114 261V260H113ZM150 261H151V259H150ZM204 261V260H203ZM208 261V260H207ZM241 261V260H240ZM256 261V260H255ZM2 262V261H1ZM6 262H8V261H6ZM5 262V263H6ZM49 262H50V259H49ZM72 262V261H71ZM74 262V261H73ZM111 262V261H110ZM125 262V261H124ZM123 262V263H124ZM127 262V261H126ZM162 262V261H161ZM205 262V261H204ZM212 262V261H211ZM9 263H10V261H9ZM36 263V262H35ZM34 263V264H35ZM38 263V262H37ZM42 263V262H41ZM52 263V262H51ZM50 263V264H51ZM54 263H55V261H54ZM57 263V262H56ZM115 263V262H114ZM113 263V264H114ZM156 263H157V261H156ZM181 263V262H180ZM187 263V262H186ZM205 263H207V262H205ZM204 263V264H205ZM256 263V262H255ZM31 264V263H30ZM32 264H33V262H32ZM112 264V263H111ZM147 264V263H146ZM153 264V263H152ZM164 264V263H163ZM190 264V263H189ZM192 264V263H191ZM201 264H203V262L201 263Z\"/></svg>",
    "mask_w": 264,
    "mask_h": 264
}]
</instances>
